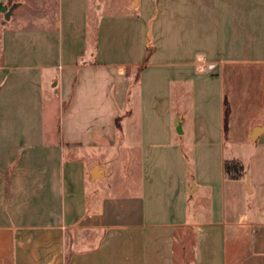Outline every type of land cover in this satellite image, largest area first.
<instances>
[{
	"label": "crops",
	"instance_id": "0c3cea01",
	"mask_svg": "<svg viewBox=\"0 0 264 264\" xmlns=\"http://www.w3.org/2000/svg\"><path fill=\"white\" fill-rule=\"evenodd\" d=\"M108 3L0 0V264H264V0Z\"/></svg>",
	"mask_w": 264,
	"mask_h": 264
},
{
	"label": "trees",
	"instance_id": "16d2710c",
	"mask_svg": "<svg viewBox=\"0 0 264 264\" xmlns=\"http://www.w3.org/2000/svg\"><path fill=\"white\" fill-rule=\"evenodd\" d=\"M224 169L225 174L231 178H240L243 176V167L235 161H225Z\"/></svg>",
	"mask_w": 264,
	"mask_h": 264
},
{
	"label": "water",
	"instance_id": "95a60500",
	"mask_svg": "<svg viewBox=\"0 0 264 264\" xmlns=\"http://www.w3.org/2000/svg\"><path fill=\"white\" fill-rule=\"evenodd\" d=\"M0 8L2 11H4V17L7 18L9 16V13L11 12V7L7 11H5L6 7L4 5H1ZM257 129L258 128L255 129V132ZM255 132H254V134H255Z\"/></svg>",
	"mask_w": 264,
	"mask_h": 264
},
{
	"label": "rangeland",
	"instance_id": "374dc122",
	"mask_svg": "<svg viewBox=\"0 0 264 264\" xmlns=\"http://www.w3.org/2000/svg\"><path fill=\"white\" fill-rule=\"evenodd\" d=\"M103 1V0H102ZM110 1L112 2L113 0H104V2H109L110 3ZM115 1V0H114ZM118 1V0H117ZM120 1V0H119ZM109 3H108V6H109ZM118 9H120L121 7L120 6H118L117 7Z\"/></svg>",
	"mask_w": 264,
	"mask_h": 264
}]
</instances>
